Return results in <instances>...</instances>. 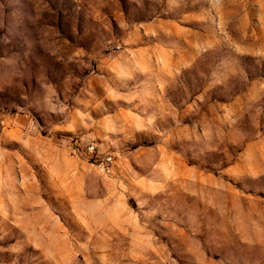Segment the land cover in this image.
<instances>
[{
    "label": "rangeland",
    "instance_id": "1",
    "mask_svg": "<svg viewBox=\"0 0 264 264\" xmlns=\"http://www.w3.org/2000/svg\"><path fill=\"white\" fill-rule=\"evenodd\" d=\"M0 264H264V0H0Z\"/></svg>",
    "mask_w": 264,
    "mask_h": 264
},
{
    "label": "built area",
    "instance_id": "2",
    "mask_svg": "<svg viewBox=\"0 0 264 264\" xmlns=\"http://www.w3.org/2000/svg\"><path fill=\"white\" fill-rule=\"evenodd\" d=\"M71 152L76 153L78 152V147L71 148ZM85 153L88 155H94L95 154V146L94 145H88L85 147ZM112 157L109 155H106L102 158H97L95 159L94 163L97 165V167L101 170L104 171L106 168H108L112 164Z\"/></svg>",
    "mask_w": 264,
    "mask_h": 264
}]
</instances>
